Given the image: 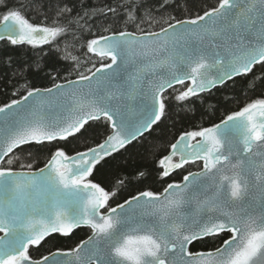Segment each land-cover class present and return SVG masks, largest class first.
Segmentation results:
<instances>
[{
    "label": "snow or ice",
    "instance_id": "6c2138e0",
    "mask_svg": "<svg viewBox=\"0 0 264 264\" xmlns=\"http://www.w3.org/2000/svg\"><path fill=\"white\" fill-rule=\"evenodd\" d=\"M125 4L124 30L105 26L108 35L86 42L99 66L93 62L87 75L54 88L29 89L26 82V94L0 107V264H264V98L211 127L179 135L159 160L161 178L197 162L200 171L160 192L141 191L120 203L113 201L118 188L106 190L89 179L102 161L161 121L164 93L175 85L188 82L175 97L184 102L236 77L250 88L256 80L264 84V0H218L192 19L168 16L159 31L141 27L160 22L143 11L138 19L137 8L145 5ZM168 5L162 0L159 8ZM4 7L0 41L32 49L69 30L74 39L77 29L91 32L89 21L97 14H73L67 3L45 0ZM34 8H54L53 26L32 23L26 12ZM99 12L105 20L117 15L115 7ZM61 58L78 60L67 50ZM40 70L38 62L24 61L14 75L26 80V72ZM102 118L111 133L95 146L74 155L57 147L35 171L31 163L19 164L27 171L4 166L13 163L17 149L27 151L23 146L80 139L89 121ZM81 226L91 235L75 248L39 259L30 254L47 237L69 236ZM205 238L219 246L188 251Z\"/></svg>",
    "mask_w": 264,
    "mask_h": 264
},
{
    "label": "trees",
    "instance_id": "16d2710c",
    "mask_svg": "<svg viewBox=\"0 0 264 264\" xmlns=\"http://www.w3.org/2000/svg\"><path fill=\"white\" fill-rule=\"evenodd\" d=\"M19 2L20 0H4V4H0V14L5 11L4 5L15 6ZM23 2L30 3L31 0H23ZM45 2L51 4L67 3L72 7L73 14L80 12L82 15L84 12H89L91 15L92 11L96 10L97 14L89 21V24H92L91 32L77 29L75 32L78 38L74 39L73 31L69 30L66 35L58 37L51 45H44L37 49H32L31 46L27 45L14 47L9 45L7 41H0V107L26 94L24 89L26 82L29 89L33 87L46 88L59 82L78 78L80 73L87 75V69L92 67L93 62L99 66V61L87 53V40L101 34L108 35L109 33L104 31L105 26H108L110 31H119L125 28L123 20L127 15L125 0H45ZM132 2L145 5L143 9L137 8L138 19L141 11H143L145 17L151 16L160 21L151 25L145 23L141 27L146 31H157L161 27L167 26L164 20L168 16H175L176 19H192L217 5L218 0H169L166 11L159 8L162 0H132ZM106 7H115L117 15L113 16L109 13L111 19L105 20L99 10ZM26 15L34 24L44 23L53 26L52 21L56 19L54 8L46 12L40 8H34L28 10ZM44 15L48 17L47 20L43 19ZM85 18L87 19V17ZM128 30L135 31V28L129 25ZM65 50L77 57L78 60L62 59ZM9 58L13 63L9 62ZM24 61L34 65L38 62L41 70L26 72V80L14 75L15 69ZM259 67V65L256 66V68ZM256 68L253 69L254 72ZM248 75L251 77V74ZM187 84L177 85L167 90L164 93L165 115L161 121L153 125L147 133L137 140L113 153L111 157H107L106 161H102L93 175L89 177L92 182L99 183L106 190L118 188L113 201L122 203L125 199H129L141 191L160 192L167 183L180 182L183 175L189 171L199 170L201 165L200 162H197L196 164L185 165L184 168L176 170L169 177L161 178L159 160L170 153V145L175 143L182 133L211 127L233 112L240 110L246 104L264 98V84L260 80H256L255 85L250 88L247 80L236 77L235 83L228 81L210 92L201 93L198 98L193 97L191 101L180 102L176 100L175 97L185 89ZM85 128L87 132L80 139L69 137L67 141L53 142L47 146H23L27 151L17 149L13 154L16 157L13 159V163L4 166L21 169L19 164L31 163L32 169H36L47 163L57 147L63 148L66 153L72 155L76 151L85 150L88 146H95L111 133L110 126L103 118L90 121L88 125H85ZM139 172H143L144 175L139 176ZM118 179L124 180L123 185L116 184ZM113 201L109 203L112 204ZM90 234L91 230L88 227L77 228L69 236L53 234L46 238L39 248L31 247L29 251L34 259H39L41 255H46L57 249H73ZM218 246L219 240L205 238L192 243L190 250L193 252L208 251Z\"/></svg>",
    "mask_w": 264,
    "mask_h": 264
},
{
    "label": "water",
    "instance_id": "95a60500",
    "mask_svg": "<svg viewBox=\"0 0 264 264\" xmlns=\"http://www.w3.org/2000/svg\"><path fill=\"white\" fill-rule=\"evenodd\" d=\"M157 31H159V30H157ZM77 79H78V78L70 79V80H77ZM66 81H68V80H66ZM66 81L59 82V84H66ZM57 84H58V83H57ZM175 86H177V85H175ZM175 86H174V87H175ZM46 88H54V85H53V86H50V87H46ZM40 89H45V88H40ZM170 89H171V88H170ZM213 89H214V88H213ZM168 90H169V89H168ZM211 90H212V89H211ZM19 99H20V98H19ZM30 100H31V98H30ZM10 103H11V102H10ZM89 122H90V121H89ZM219 123H220V122H219ZM147 132H148V131H147ZM147 132H145V133H147ZM145 133H144V134H145ZM144 134H143V135H144ZM140 137H141V136H140ZM138 138H139V137H138ZM138 138H137V139H138ZM72 155H74V154H72ZM43 167H44V166H41V167H39V168H43ZM37 169H38V168H36V169H32V170L35 171V170H37ZM15 170H17V171H27L28 169H15ZM198 171H200V170H196V171H192V172H198ZM180 182H181V181H180ZM102 211H103V210H102ZM81 227H87V226H81ZM75 230H76V229H75ZM90 235H91V234H90ZM90 235H89V236H90ZM89 236H88V237H89ZM88 237H86V238L83 239L82 241L87 240ZM47 238H48V237H47ZM82 241H80V242H82ZM80 242H79V243H80ZM194 242H195V241H193L192 243H194ZM77 245H78V244H77ZM77 245H76V246H77ZM76 246H75V247H76ZM190 246H191V244L188 246V251H190V252H192V253H197V252H207V251H197V252H193V251L190 250ZM75 247H74V248H75ZM70 250H71V249H70ZM213 250H214V249H213ZM54 251H56V250H54ZM54 251H52V252H54ZM61 251H69V250H61ZM208 251H210V250H208ZM48 254H49V253H48ZM48 254H46V255H48Z\"/></svg>",
    "mask_w": 264,
    "mask_h": 264
}]
</instances>
